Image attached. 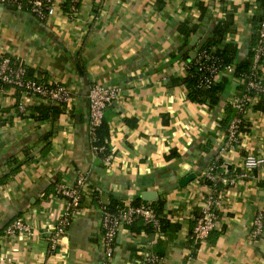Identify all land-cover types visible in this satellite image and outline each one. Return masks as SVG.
I'll return each instance as SVG.
<instances>
[{
  "label": "crops",
  "instance_id": "crops-1",
  "mask_svg": "<svg viewBox=\"0 0 264 264\" xmlns=\"http://www.w3.org/2000/svg\"><path fill=\"white\" fill-rule=\"evenodd\" d=\"M257 12V0H81L76 12L64 9L41 22L26 10L0 7V55L23 64L29 78L61 84L72 95L56 121L40 123L20 118L17 104L48 102L0 88V264H139L140 254L151 250L160 264H264V235L251 236L258 214L264 221V163L248 178L237 177L247 155L264 159V112L254 109L256 99L243 115L244 131L231 142L230 125L246 88L234 70L226 72L229 81L213 108L190 101L182 81L192 53L230 15L235 31L225 41L234 43L236 63L248 61ZM184 23L197 26L188 39L180 33ZM260 76L264 81V64ZM94 85L121 91L104 115L109 163L92 146L88 94ZM219 162L237 182L221 183L218 227L196 243L190 231L207 192L201 178ZM190 174L197 177L180 187ZM81 177L87 185L81 210L53 254L45 230L64 209L57 188ZM118 193L149 195L148 203L162 199L164 213L181 229L137 238L141 233L127 227L109 257L101 207L121 200ZM21 217L33 235L6 237Z\"/></svg>",
  "mask_w": 264,
  "mask_h": 264
},
{
  "label": "built area",
  "instance_id": "built-area-1",
  "mask_svg": "<svg viewBox=\"0 0 264 264\" xmlns=\"http://www.w3.org/2000/svg\"><path fill=\"white\" fill-rule=\"evenodd\" d=\"M81 0H0V7L14 6L18 10H26L33 14L41 22L49 21L58 12H64V6L68 5L70 11L76 12ZM264 13V9H263ZM255 53L252 59V80L248 86V90H255L264 93L262 87L261 76L256 75V71L262 67V60H264V22L262 23L258 32V42L254 49ZM206 56L203 51L200 59ZM262 64V65H261ZM201 70L208 75L203 79V86L208 87L211 83L217 82L222 74V71L216 65H203ZM234 70L233 66H228L225 71L231 72ZM0 82L3 87L10 86L16 90L21 91V95L27 99H42L49 103H56L64 106L67 110L72 102V95L70 91L61 84H47L41 83L35 79L28 77V69L21 63L14 61L8 55H0ZM121 96V91L116 87H107L102 85H94L91 87L88 94L89 108H90V133L91 137L94 135L95 129L102 123L106 110ZM255 96H250L248 93L241 96L238 101L237 117L233 120L229 129V140L236 142L239 135V128L243 123V115L246 109L254 106ZM23 102L18 103L20 112L26 110ZM95 151L96 149L93 148ZM111 157H105L109 163ZM264 163L263 158L254 155H247L244 159L241 172L238 178L245 179L253 174V171ZM204 180L209 184H205L207 192L203 197V205L200 216L196 219L193 233L190 236L191 240L196 243L206 241L210 235L218 227V212L221 204V196L216 195V186L218 183H225L227 185H234L237 178H228L225 175L215 174L213 168H210L204 175ZM87 185L84 178H79L74 186L61 185L57 188V193L65 200L64 209L61 213L58 222L52 227L46 228L47 239L50 242L51 253H55L60 240L64 238L68 232L69 227L77 218L81 210V202L86 194ZM102 216V244L110 257L114 253V247L118 234L122 229L132 225L137 220H143L146 226L158 228L159 215L153 208L145 204L140 206L127 205L119 208L117 211H111L107 205L101 207ZM253 231L251 236L261 238L264 235V221L263 215L258 214L253 222ZM32 236L33 230L29 225L27 217H21L13 221L7 228L5 236L15 237L16 235ZM154 234H160L155 232ZM138 235V234H136ZM135 235V237H136ZM149 235L148 230H144L140 235ZM137 242L139 239H136ZM4 240L0 238V253L3 251ZM153 243H149L152 248ZM139 264H160L159 256L152 250L150 252L141 253Z\"/></svg>",
  "mask_w": 264,
  "mask_h": 264
},
{
  "label": "trees",
  "instance_id": "trees-1",
  "mask_svg": "<svg viewBox=\"0 0 264 264\" xmlns=\"http://www.w3.org/2000/svg\"><path fill=\"white\" fill-rule=\"evenodd\" d=\"M258 1V12L253 19V37L251 41V49L249 53L248 61L242 63H236V49L234 43L231 41L226 42V37L229 33H234L235 31V23L232 15L228 16L225 20H221L215 23L211 35L208 40L201 44L200 48L197 51V56L195 59L191 60L188 63V70L186 77L182 80L188 88V97L192 102H198L209 105L211 108L217 106L221 101L222 95L225 91L226 85L229 81V74H226L225 69L228 66H234L233 76L239 80H241L243 88L245 90L241 93V96L244 94H249L250 96H255L257 98V104L254 109L256 111L264 112V93H260L255 90H248V86L252 79V74L254 70L252 68V59L254 56V49L258 42V32L262 23L264 22V0ZM202 14H204L207 10L203 4H199ZM65 10L69 11L68 5L64 6ZM197 26H190L189 23H184L180 27V33L186 39L193 33H196ZM206 53V56L200 59V55L202 52ZM264 59V58H263ZM264 60H262V64ZM261 64V65H262ZM203 65L211 66L216 65L222 71L221 80L217 82L211 83L208 87L203 86V79L208 75L205 71L201 70ZM261 68L256 71V75L260 77ZM30 75V74H29ZM2 83L0 82V88L2 87ZM7 87V86H5ZM262 87H264V81H262ZM21 96V91L17 90ZM233 110L230 107L228 116L223 123L228 124L231 120V113ZM17 115L22 118H30L36 122H54L56 121L62 113H65L64 106L56 103L42 104L39 106H30L27 107L25 111L20 112L18 109V104L16 107ZM244 131L243 124H241L239 128V135ZM238 135V137H239ZM109 126L106 121H102V123L95 129L94 135L92 136V146L96 149V153L103 157H110L111 152L109 149ZM173 153L171 156H174ZM221 162L214 165L213 172L215 174H224L219 170ZM228 178H231L230 174L225 175ZM201 182L203 184H209L208 181L204 180V177L201 178ZM224 187L221 183H218L216 186V197L218 198L222 192ZM125 202L113 197L112 202L108 205V209L111 211H117L119 208L124 206ZM141 204H145L150 206L155 210L159 215V226L158 228H153L150 226H146L143 220L139 219L134 222L132 225L128 226L129 229L136 233H141L144 230H148L149 234H154L155 232L160 233H168L169 231L177 233L181 228L177 226L175 223L171 222V217L167 216L164 213V201L162 199H158L156 202L148 203L141 200L134 201L131 205L140 206ZM199 217V216H198ZM197 217V218H198ZM196 224V223H195ZM195 227V226H194ZM193 233V229L190 231V236ZM193 241V240H191ZM159 256V255H158Z\"/></svg>",
  "mask_w": 264,
  "mask_h": 264
},
{
  "label": "water",
  "instance_id": "water-1",
  "mask_svg": "<svg viewBox=\"0 0 264 264\" xmlns=\"http://www.w3.org/2000/svg\"><path fill=\"white\" fill-rule=\"evenodd\" d=\"M7 8L12 9V10H16V7H14V6H7ZM199 36H200L199 34L195 36V38H194V41L195 42L197 41V39H198ZM196 56H197L196 53H192V57L195 58ZM196 177H197L196 174H190L189 176H187L186 178H184L183 180H181L179 182V186L180 187L187 186ZM116 196L119 197V198H121V200L126 201V202L127 201L134 202V201H138V200H141V199L144 200V201H146V202L152 200V198H150L149 195L148 196H145V195L129 196V195H125V194L118 193V194H116Z\"/></svg>",
  "mask_w": 264,
  "mask_h": 264
}]
</instances>
